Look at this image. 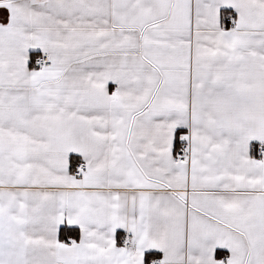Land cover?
<instances>
[{"label": "snow or ice", "instance_id": "snow-or-ice-1", "mask_svg": "<svg viewBox=\"0 0 264 264\" xmlns=\"http://www.w3.org/2000/svg\"><path fill=\"white\" fill-rule=\"evenodd\" d=\"M0 264H264V0H0Z\"/></svg>", "mask_w": 264, "mask_h": 264}]
</instances>
